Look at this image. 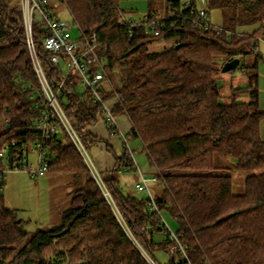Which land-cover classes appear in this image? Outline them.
Returning a JSON list of instances; mask_svg holds the SVG:
<instances>
[{"label": "trees", "instance_id": "trees-1", "mask_svg": "<svg viewBox=\"0 0 264 264\" xmlns=\"http://www.w3.org/2000/svg\"><path fill=\"white\" fill-rule=\"evenodd\" d=\"M61 1L79 31L95 35L109 78L114 69L120 72L119 86L112 82L120 97L112 112L128 118L126 141L140 140L159 186L150 188L151 198L122 191L114 173L138 172L134 159L125 143L116 154L107 140L86 130L98 119L101 106L88 90L79 92L76 72L71 71L59 102L85 147L101 142L113 156L114 165L103 181L120 220L61 132L45 146L48 171L70 174L76 186L69 204L57 223L29 233L16 209L5 207L0 195V264H149L146 256L160 264L155 251L168 253L166 264H185L182 251L164 232L163 211L176 221L174 233L192 264H264V109L257 72L261 55L253 48L258 29L238 30L264 24V0H207L208 16L211 10L221 14L220 29L177 20L159 27L157 35L143 30L152 13H184L185 3L194 5L195 0H163L162 6L147 0L139 23L120 19L119 0ZM41 27L40 21H33V45L52 87L62 69L43 48ZM160 40L169 44L160 51L148 50ZM233 57L239 58L246 82L231 86L230 100L224 103L215 72ZM24 83L29 84L22 89ZM39 94L19 0H0V116L5 122L0 147L38 139L33 120L40 111L34 106ZM102 94L107 99L112 91ZM259 167L263 169L244 177L243 191L233 193L227 172Z\"/></svg>", "mask_w": 264, "mask_h": 264}, {"label": "built area", "instance_id": "built-area-1", "mask_svg": "<svg viewBox=\"0 0 264 264\" xmlns=\"http://www.w3.org/2000/svg\"><path fill=\"white\" fill-rule=\"evenodd\" d=\"M185 4L187 11L184 13L180 11L172 15L165 9H158L151 14L146 26L152 30L153 35L159 34V27L165 26L168 22L175 24L177 20H189L194 25L204 27L212 25L220 29L219 25L211 22L206 6H199L196 3L193 5L189 2ZM19 5L22 12L27 47L40 81V94L38 95V100L34 102V106H40V111L33 120L38 139L29 143H21L19 146L16 145L15 141L6 142L0 147V189L6 173L21 171L31 177L46 173L50 159L47 156L45 143L48 140L55 139L61 132H64L81 156L90 176L96 181L103 195L117 214L113 200L99 170L94 164L88 149L82 143L78 131L73 127L59 102L64 79L69 72L75 71L79 86L88 90L92 95L93 101L100 104L101 113H99L98 119H102L106 131L121 138L123 143L126 144L130 156L134 159L133 151L128 146L125 133L118 127L115 115L112 112L113 105L120 102V97L113 91L114 87L106 70L105 61L97 51L99 42L94 34L84 35L80 32L78 37H73L70 33L71 23L67 19L52 14L48 6V0H19ZM120 19L126 23H134L131 19L124 18L122 12L120 13ZM34 20L40 21L42 25V46L50 52V61L62 69L59 81L52 87L47 84L36 57L32 39V23ZM261 39V36L256 37L253 44L255 50H259V41ZM28 84H22V89H25ZM103 91H112V96L104 99ZM30 154L34 155L33 160L29 159ZM135 166L140 175L138 187L146 190L151 198L148 181L156 182L157 178L155 175L145 176L140 172L137 164ZM117 217L119 218L118 214ZM163 223L165 226L164 232L168 233L170 239L175 241L174 247L182 251L185 264H192L183 247L179 244L177 235L164 219ZM146 259L149 264H156L148 256H146Z\"/></svg>", "mask_w": 264, "mask_h": 264}, {"label": "rangeland", "instance_id": "rangeland-1", "mask_svg": "<svg viewBox=\"0 0 264 264\" xmlns=\"http://www.w3.org/2000/svg\"><path fill=\"white\" fill-rule=\"evenodd\" d=\"M183 3L185 0H180ZM204 0H196V4H201ZM163 0H154V6H162ZM147 0H119V6L122 9V16L124 18L131 19L134 23H139L142 19V16L147 11ZM48 6L52 14L57 17H61L67 19L71 22L70 33L73 37H78L80 31L74 23H72L70 19L69 12L65 6V4L61 0H48ZM210 19L213 24L220 25L222 23L221 14L218 10H211L210 11ZM239 31H253L258 29L256 34L257 36H261V40L259 41V52L261 54V59L258 62V88H259V79H260V88H261V97H262V107L264 108V24L260 26V24H252L246 25L243 27H238ZM146 34H152V30L148 26H144ZM165 42V43H164ZM158 44L165 46L164 44H168V41L160 40V41H153L149 44V49H152L154 46L158 47ZM162 43V44H161ZM162 47H158L157 50L162 49ZM111 75V80L115 87L119 86L120 84V72L117 69H114ZM217 76V82L219 84V93L221 95L220 100L221 102L228 103L230 100V87L232 86H243L245 85L246 81V74L242 69V66L239 65L235 69H232L228 72H215ZM79 92L83 91L81 86L78 87ZM242 97V96H241ZM102 124L104 125L102 119H100ZM262 130L264 135V118L262 119ZM5 122L4 119L0 116V131L4 129ZM128 132V129L126 133ZM106 133H108L106 131ZM109 134V133H108ZM112 135V134H109ZM116 136V135H112ZM115 143L117 145L116 151L122 150V139L118 136L114 137ZM114 140V139H113ZM128 144L130 149L133 151V158L135 164L143 171L144 175L150 176L153 172V168L149 167L147 163V158L145 151L143 150L142 143L139 139L136 138H128ZM101 143V142H100ZM99 143V144H100ZM128 149V148H127ZM91 147L88 148V152L92 158ZM129 151V150H128ZM127 151V152H128ZM130 155V153L128 152ZM29 159L33 160L34 155H29ZM94 164L96 165L94 159L92 158ZM97 169L104 180L107 176V171L101 170L97 165ZM263 167L255 168L252 170H234L231 169L227 173L231 175L232 178V191L233 193H241L243 191V179L244 177L251 173L257 172L262 170ZM135 174L131 173H124V169L119 172H115L114 176L118 178L119 184L121 189L124 193H131L138 197H146L147 191L144 189L137 188H129L125 189L124 184H128L131 181L136 180L137 182L140 181L139 172L135 171ZM90 174V173H89ZM65 175V174H64ZM64 177H67L64 176ZM67 180V179H66ZM66 180H58L59 187L55 186V184L44 183L41 181V176H34L31 177L25 172H9L6 173L5 180L0 189V195L3 199V205L7 208L16 209L17 211V219L21 220V227L29 233L36 231L37 229H47L52 224L58 222V216L54 218L52 221L53 210L51 207V197L53 196L57 200L56 206L62 207L63 210L65 207L64 199L66 196L65 189L68 184H66ZM132 183V182H131ZM157 184L156 182L148 181L149 189L153 190L154 185ZM70 187L72 186L73 189L76 188L74 184H69ZM137 186V185H136ZM157 186H159L157 184ZM156 190V188H154ZM67 201V198H66ZM64 202V203H63ZM165 222L169 225L171 230L175 231L177 228L176 221L166 212H161ZM158 237L159 235L156 234ZM155 258L160 264H166L169 259L168 253L164 251H155Z\"/></svg>", "mask_w": 264, "mask_h": 264}, {"label": "crops", "instance_id": "crops-1", "mask_svg": "<svg viewBox=\"0 0 264 264\" xmlns=\"http://www.w3.org/2000/svg\"><path fill=\"white\" fill-rule=\"evenodd\" d=\"M197 5H199V6L200 5H203V6H206L207 7V0H204L201 4H197ZM144 15L145 14H143L142 17H144ZM246 32H251V31H246ZM168 44H164V45L167 46ZM157 45H158V47H162L163 46V44L160 45L158 43H157ZM149 46L150 45H148V50L151 51V52H156V51H160V50L163 49V48L162 49L160 48V50H157L158 49L157 46H154L152 49H149ZM165 46H163V47H165ZM259 105H260L261 108H263L262 107L261 88H260V79H259ZM115 119H116V122H117L118 127L124 133H126L127 129L128 130L130 129V122H129V120L126 117L125 114L116 115L115 116ZM261 122H262V120H261ZM261 126H262V123H260V133H261L262 138L264 139L263 130H262V127ZM86 130L89 131V132H91L94 135L99 136L100 138H102L104 140H107L108 141V144L113 148V150H114V152L116 154H120L121 153L122 150L121 151H116L117 150V145L114 142L115 141V138L114 137H116V136H112V135H109L108 133H106V129H105L104 125L102 124V122L100 121V119H97L94 124L88 125L87 128H86ZM90 151L92 153V158L94 159L96 165L101 170L108 171L109 169H111L113 167V165H114L113 156L111 155L110 151L106 148V146H105L104 143H100V144L91 146V150ZM139 170H140L141 173H143V171H141L140 168H139ZM124 173H126V174H128V173L135 174L136 172L135 171H126V169H124ZM38 175L41 176V181L42 182H44L46 184L47 183H50L52 185L55 184L56 187H57V185L59 187V181L58 180H62L63 181V179L64 180L67 179L65 183L68 184V185H67V187L65 189V194H64V196H66V198H67V201H66V198L64 199V202L66 203L64 208H66L68 206V204H69L71 192L73 190L72 186L70 187V185H69V184H72L71 175L70 174H65L64 175V174L57 173V172H54V171H47L46 173H42V174H38ZM66 175H67V177H64ZM149 175L151 176L153 174L151 173ZM131 182H129V185L128 184H124V188L126 190L129 189V188H131V187L132 188L134 187L136 189L138 188V185H137L138 182L136 180L131 181ZM154 188H156V185H154ZM50 199H51V201H50L51 207H52V210H53V215H52V219L51 220L54 221L55 216H56V218L58 216V221H59L60 220V213L62 211V209H61L62 207L56 206V204H57V201H56L57 199L56 198H54L52 196Z\"/></svg>", "mask_w": 264, "mask_h": 264}, {"label": "water", "instance_id": "water-1", "mask_svg": "<svg viewBox=\"0 0 264 264\" xmlns=\"http://www.w3.org/2000/svg\"><path fill=\"white\" fill-rule=\"evenodd\" d=\"M186 1H184L185 3ZM239 64V58L238 57H233L229 60H226L222 63L220 71L221 72H228L232 69H235ZM7 126V125H6Z\"/></svg>", "mask_w": 264, "mask_h": 264}]
</instances>
